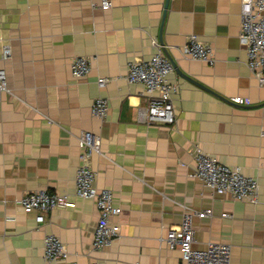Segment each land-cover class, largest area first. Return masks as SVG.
<instances>
[{
	"label": "crops",
	"instance_id": "0c3cea01",
	"mask_svg": "<svg viewBox=\"0 0 264 264\" xmlns=\"http://www.w3.org/2000/svg\"><path fill=\"white\" fill-rule=\"evenodd\" d=\"M104 1L0 0V264H183L165 238L188 210L211 211L194 218V247L229 243L231 264H264V86L239 39L242 0H169L165 16L167 0H111L107 9ZM191 34L211 44L213 65L183 53ZM153 40L177 63L169 75L178 86L172 125L140 122L148 96L126 79L131 61L159 51ZM77 56L91 62L83 78L71 72ZM99 96L109 99L104 121L92 114ZM235 96L250 104L233 103ZM86 133L100 137L96 185L122 208L114 219L120 236L102 250L92 248L96 203L75 194ZM197 145L257 179L259 200L215 193L191 177ZM43 189L68 194L69 203L39 225L19 200ZM48 234L62 240L68 258L45 259Z\"/></svg>",
	"mask_w": 264,
	"mask_h": 264
},
{
	"label": "built area",
	"instance_id": "2783aa9c",
	"mask_svg": "<svg viewBox=\"0 0 264 264\" xmlns=\"http://www.w3.org/2000/svg\"><path fill=\"white\" fill-rule=\"evenodd\" d=\"M101 6L107 9L112 6V1L105 0ZM240 19L239 39L246 48L247 66L259 84L264 86V0H242ZM153 43L160 48L159 51L148 60L131 61L126 79L129 83L142 84L148 96L147 106L139 110V121L148 125H172L177 120L173 94L178 86L169 80L174 66L162 51L159 42L153 40ZM183 53L194 60L205 61L210 65L215 63L213 47L202 41L197 34L188 36ZM10 55V47L5 46L3 57L9 58ZM90 70L91 62L88 57L73 58L71 72L74 78H83ZM108 82L107 77L97 78L99 88H105ZM5 87L6 71L0 68V89ZM231 101L250 104V100L242 96L232 97ZM109 106V99L99 96L93 101L92 114L104 121L108 116ZM262 137L264 138V130ZM82 142L84 149L80 154L81 163L76 171L75 194L83 199H92L96 203L99 219L94 228L92 248L102 250L120 236L121 225L114 219L119 216L122 208L115 203L112 190L100 189L96 185L97 173L92 168V158L94 153L100 152V137L86 133L82 136ZM193 155L196 168L190 174L191 177L200 179L215 193H228L236 200L252 203L259 200L258 180L244 174L240 166L221 163L199 145L196 146ZM19 201L25 212L36 214L35 220L40 225L46 221L47 213L68 205L69 195L43 189L27 192ZM209 214L210 210H188L184 213L182 222L168 231L165 241L171 249H177L181 253L183 264H231L232 246L229 243L211 241L203 249L194 247L196 242L194 218H203ZM68 256L69 252L58 236L54 234L45 236L44 257L47 261L65 260Z\"/></svg>",
	"mask_w": 264,
	"mask_h": 264
},
{
	"label": "water",
	"instance_id": "95a60500",
	"mask_svg": "<svg viewBox=\"0 0 264 264\" xmlns=\"http://www.w3.org/2000/svg\"><path fill=\"white\" fill-rule=\"evenodd\" d=\"M168 6H169V0H167V1H166V4H165V12H164V16H165V14H166V10H167ZM164 52H165V54L167 55V57L169 58L170 62L173 64V66L176 67V66H177L176 61H175L173 58H171V56L166 52V50H164ZM177 70H178V69H177ZM180 71H181V74L184 73L182 70H180ZM184 75H185V77H187L190 81L195 82V83L201 85L200 83L196 82L193 78H191L189 75H187V74H185V73H184Z\"/></svg>",
	"mask_w": 264,
	"mask_h": 264
}]
</instances>
